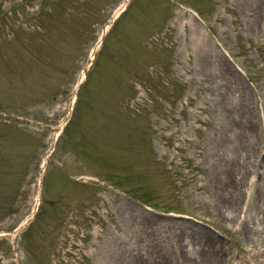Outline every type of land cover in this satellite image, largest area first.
<instances>
[{"label": "rangeland", "instance_id": "1", "mask_svg": "<svg viewBox=\"0 0 264 264\" xmlns=\"http://www.w3.org/2000/svg\"><path fill=\"white\" fill-rule=\"evenodd\" d=\"M0 264H264V0H0Z\"/></svg>", "mask_w": 264, "mask_h": 264}, {"label": "trees", "instance_id": "2", "mask_svg": "<svg viewBox=\"0 0 264 264\" xmlns=\"http://www.w3.org/2000/svg\"><path fill=\"white\" fill-rule=\"evenodd\" d=\"M101 49H102V44H101L100 50H101ZM84 82H86V81H84ZM84 82H83L82 84H84ZM82 84H81V85H82Z\"/></svg>", "mask_w": 264, "mask_h": 264}]
</instances>
